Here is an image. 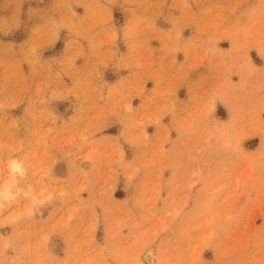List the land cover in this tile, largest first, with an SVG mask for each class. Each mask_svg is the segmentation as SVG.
<instances>
[{
  "label": "rangeland",
  "instance_id": "374dc122",
  "mask_svg": "<svg viewBox=\"0 0 264 264\" xmlns=\"http://www.w3.org/2000/svg\"><path fill=\"white\" fill-rule=\"evenodd\" d=\"M166 1L0 0V264H264V0Z\"/></svg>",
  "mask_w": 264,
  "mask_h": 264
},
{
  "label": "crops",
  "instance_id": "0c3cea01",
  "mask_svg": "<svg viewBox=\"0 0 264 264\" xmlns=\"http://www.w3.org/2000/svg\"><path fill=\"white\" fill-rule=\"evenodd\" d=\"M173 0H167L166 1V5L163 7V10H164V12L167 14H171V13H175V12H177V11H174V10H172L171 9V2H172ZM110 9H111V11H112V13H113V17L115 18V20H116V24H117V28L118 27H120L121 26V24H122V19H121V13L123 14V17H124V10H123V8L121 7V6H119V4L118 5H114V6H112V5H110ZM162 24H163V26H164V28H170V25L168 24V23H166V22H164V21H162L161 22Z\"/></svg>",
  "mask_w": 264,
  "mask_h": 264
},
{
  "label": "clouds",
  "instance_id": "9594fccd",
  "mask_svg": "<svg viewBox=\"0 0 264 264\" xmlns=\"http://www.w3.org/2000/svg\"><path fill=\"white\" fill-rule=\"evenodd\" d=\"M16 169V165H15V162H13V170Z\"/></svg>",
  "mask_w": 264,
  "mask_h": 264
},
{
  "label": "bare ground",
  "instance_id": "6f19581e",
  "mask_svg": "<svg viewBox=\"0 0 264 264\" xmlns=\"http://www.w3.org/2000/svg\"><path fill=\"white\" fill-rule=\"evenodd\" d=\"M10 183H11V182H10ZM8 184H9V183H8ZM8 184H7V185H8ZM6 188H7V187H6Z\"/></svg>",
  "mask_w": 264,
  "mask_h": 264
}]
</instances>
